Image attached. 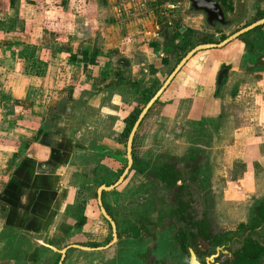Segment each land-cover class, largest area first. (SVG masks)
<instances>
[{
    "label": "crops",
    "instance_id": "0c3cea01",
    "mask_svg": "<svg viewBox=\"0 0 264 264\" xmlns=\"http://www.w3.org/2000/svg\"><path fill=\"white\" fill-rule=\"evenodd\" d=\"M141 25L121 27H131L136 34L144 35L143 38H146L148 45L153 43L152 48L149 46L143 50L145 55L142 60L148 64L149 71L148 74L142 72L143 68L139 66H144L143 64L139 66L136 63L130 64V67L128 65L122 70L128 77L126 82L111 81L113 74L117 72V69H113L115 59L108 62L105 57H100L101 54L96 49L92 52L86 48L89 46L86 44L80 54L74 56L75 52L70 54L68 47L58 43L59 38L56 37L55 43L52 44L61 47L55 52L48 53L45 50V53L42 48L37 51L38 44L42 46V39L39 43L34 42L32 47L34 53L28 55V58H35L37 55V59L34 60L36 64L34 71L37 74L31 77L35 83L29 86L27 85L29 80L25 76L20 77L13 73L16 70L17 59L12 56L8 47L5 46L9 55H6V49H0V164L3 165L0 169L9 168V174L7 173L0 182V234L3 237L0 264H53L54 253L58 250L74 242H83L82 239L86 241L84 222L79 228L74 227L81 219V215L78 214L76 221L77 215L73 209L70 210L69 207L66 210L73 184L78 185L81 180L92 182L93 185L96 184L97 189L100 185L111 184L109 179L121 173L126 163V141L122 140L124 119L132 118L135 107L140 108L139 105H144L147 101L148 89H139L136 93L133 89L141 85L142 81L146 82L148 78L156 76H161L160 80L163 78L165 67L156 68L163 64L160 57L154 58L156 56L154 53L159 51L158 55L161 58L165 60L168 58L162 53V48L158 49V41L163 40L162 34L166 36V33L158 32L159 29L156 30L158 25L146 26L147 23L144 22ZM118 28L112 29L120 32ZM81 29L83 36L89 32L85 26ZM165 29L167 31L170 28ZM220 50L209 49L195 53L158 97L154 104L155 110L173 105L172 102L176 100L199 105L208 94L212 106L218 108L220 101L218 98L223 96L224 91V105L227 111L224 115L231 121L233 141L227 148L237 158L231 166L244 168L251 165L264 171L259 162L264 159V71L239 72L232 66L227 71L226 81L216 89L215 76L222 62L218 58ZM24 56L18 61L24 63L26 59ZM123 58L117 60L121 61L116 68L118 66L121 69L120 66L125 65L124 60L128 58ZM43 62L49 64L46 63L45 68L41 70L38 64ZM150 67L155 68L156 72L151 73ZM61 76L62 82L66 80L65 85L62 87L59 83L58 87ZM178 81H181L180 84ZM108 82L111 83L109 87L100 88ZM97 88H100V92L93 94ZM36 93L38 97L46 94L50 95V98L52 94L63 93L66 103L58 104L56 95L53 99L41 101L34 99L35 103L27 102L28 96ZM80 105L86 108L89 105L97 110L98 117L94 115L96 119L93 125H101V128L94 138H88L89 133L80 121L84 109L82 114L75 113L78 108H84ZM29 108L31 111L36 108L55 109V114L58 115V118L55 117L56 129L45 128L35 133L26 132L25 128L22 130L16 125L19 127L18 135L10 134L14 122L7 121L8 117L30 112ZM76 114L81 116L75 123L77 131L71 136L67 133L68 119L75 118ZM39 118L41 119L42 115ZM114 118L115 122L111 123ZM157 118L159 119L158 116H154V121ZM218 118L221 119L220 115ZM5 119L7 120L4 121ZM24 123L26 122H22ZM216 128L219 129V125H216ZM108 129L111 130L107 132ZM110 192H102L103 198ZM77 253L75 250H68L65 261L70 262Z\"/></svg>",
    "mask_w": 264,
    "mask_h": 264
},
{
    "label": "rangeland",
    "instance_id": "374dc122",
    "mask_svg": "<svg viewBox=\"0 0 264 264\" xmlns=\"http://www.w3.org/2000/svg\"><path fill=\"white\" fill-rule=\"evenodd\" d=\"M175 1L179 2L177 8L166 15H153V17L145 19L144 23H147L146 26L150 24L153 27L157 23L159 26L158 32L160 33L169 27L170 29L167 30L169 35L177 34L175 38L177 45L187 43L191 46L196 45L197 40L193 39L195 32L205 35L203 39H209L214 42L218 39L217 36H214L213 30L205 23L202 14L191 11L185 0ZM229 1V4L234 3V0ZM110 4V0H0V49H6V55H9V49L12 56L17 59L16 70L13 73L20 77L25 76L29 80L27 85L32 86L35 80L31 77L37 74L34 71L36 67L34 60L37 59V55H35V58H28V55L34 53L32 50L34 42L39 43L40 39H42V46L38 44L37 51L42 48L44 51L47 50L48 53L50 51L55 52L61 47L58 44H52L55 43L54 41L57 37V39L59 38L58 43L63 47L67 46L70 54L75 52L74 56L80 54L84 44H86L89 45L86 48L92 52L96 49L101 54L100 57H105L108 62L115 59L114 68L111 67L117 69L119 73L126 69L128 65L130 67V64L136 63L138 66L143 64L144 66L139 67L146 70L144 72L142 69L143 73L147 72L148 74V64L142 60L145 55L143 50L149 46L152 48L153 43L148 45L146 38H143L144 35L136 34L131 27L123 28L121 25H117ZM263 8L264 0H243V4H241V8L238 11L239 14L237 13L235 20L233 19V21L243 19L242 21L240 20L241 24L221 27L219 32L224 36L230 35L238 28L246 26L244 24L251 23L264 15ZM229 17H232V15H229ZM82 26L86 27L87 32L89 29V32L84 36L81 33ZM113 26L116 29L119 27L118 31L120 32L116 31V33L113 31ZM132 26L135 27V25ZM161 41L160 39L158 41L159 50L162 48ZM226 51L228 54H226ZM158 53L159 51L154 53V55L156 54L154 58L160 57ZM178 54L176 53L174 56L167 55L168 58L166 60L160 57V62L163 66L158 65L156 68L165 67L162 73L163 78L160 80L161 76H156V78H148L146 82L142 81L141 85L133 89L134 93L138 92L139 89H148L151 92H155L156 88L161 85L176 65L177 58L182 53L178 52ZM218 54V58L222 61L221 64L227 65L228 69L235 66L239 72L241 70H249V72L264 71V25L240 35L231 41V44L221 47ZM129 55H131V58H129ZM23 56L26 57L25 62H19L18 60H22ZM123 57L129 60H124L126 62L123 67L120 66L121 69L118 66L116 68L115 66L121 61L117 60L119 58L124 59ZM230 60L232 61L229 62ZM253 62L257 64L252 65ZM46 63L47 65L49 64V62ZM46 63L38 64V68L42 70L45 68ZM151 67L150 72H156L155 68ZM235 76L237 77V75ZM126 78L128 79V77ZM226 79L227 76H225V81ZM113 80H116L114 74L111 81ZM65 81L62 82L61 76L58 81V87L59 83L63 87ZM150 81L153 82L151 83ZM180 82L178 81V84ZM110 84L108 82L100 88H107ZM100 88L95 89L96 92L93 94L100 92ZM43 95L38 97L37 93L31 94L28 96L27 102L35 103L34 99L41 101L50 98V95ZM55 95L52 94L50 99H53ZM209 95L206 99L203 97V101L199 105L176 100L172 102L173 105L164 106L158 111L153 106L146 114V117L140 121L134 134L133 164H131L127 175L115 190L117 196L114 198L117 201L120 199V201L117 203L113 199V203L116 204L110 203L109 198L112 197L113 190L104 198L106 205L114 216L117 215L116 209L118 212L124 210V213L130 215L133 212V208L130 205L135 203L134 200L138 195H142L144 199L146 197L147 201L153 203L154 207V211L148 210L149 207H143L142 213H154L156 211V214L165 215L167 212L165 213L163 209L168 204L165 200L168 199L170 193L166 192L165 186L159 181V176L154 173L155 168H161L162 165H167L171 161L176 162L184 156L186 158H183L181 162L189 167L190 177L196 181L195 191L200 194L199 203H202L204 207V219L208 221L213 231L233 230L235 233H239L242 223L247 222L254 205L259 202L264 203V171L251 165L244 168L231 166L237 158L227 148L233 144V141L231 121L224 115L227 112L225 109L226 105H224V91L222 92L223 96L218 98L220 100L218 101V108L212 106ZM64 97L63 93H57L58 104L66 103ZM80 106L84 108H78L75 113L79 112L82 114L84 109V114L83 116L76 114L75 118L68 119L69 128L67 133L71 134V136L76 133L75 123L78 122L77 119L81 116L80 121L89 133L88 138H94L99 128H101V125H93V121L96 119L94 115L98 117L97 110L89 105L87 106L88 108L84 105ZM139 106L141 107H135L132 112V118L127 119L136 117V110H141L144 105L140 104ZM25 107H28V105H25ZM29 109L30 112L19 116H10L8 120H4H12L14 122L12 130L9 131L10 134L18 135L19 127L22 130L25 128L26 132L35 131V133L45 130V128L56 129L57 119L55 117L58 115L55 114V109L46 108L42 110L36 108L34 111H31V108ZM31 112L33 113L30 114ZM253 112L255 113V111ZM215 113L220 115L221 119L218 118V115L215 117ZM124 114L123 112L122 115L124 116ZM39 115H42L41 119ZM154 116H158L159 119L157 118L154 121ZM115 118L111 123L115 122ZM24 121L26 123L22 124ZM106 121H108V118H106ZM16 125H19V127ZM216 125H219V129L216 128ZM88 128L93 129L90 130ZM110 130L108 129L107 132ZM122 140L125 142L126 137L123 136ZM21 144L20 142L19 145ZM259 162L264 168V159ZM0 166L3 167L1 164ZM243 171H246V173L244 174ZM8 172L9 168L0 169V182ZM119 175L120 173H117L115 177L109 179V182L113 183ZM95 191L96 184L93 185L92 182H82L81 180L78 185L73 184L66 210L69 207L70 210L73 209L74 214L77 215L76 221L78 214L81 215V218L83 217L84 234L87 235L85 237L86 240L99 241L105 235L106 227L101 221ZM83 213L85 215H82ZM168 223L173 228L178 226L175 221L173 223L170 220ZM1 235L0 246L2 243L1 238H3ZM82 241L84 242L85 240L82 239Z\"/></svg>",
    "mask_w": 264,
    "mask_h": 264
},
{
    "label": "flooded vegetation",
    "instance_id": "af4514ba",
    "mask_svg": "<svg viewBox=\"0 0 264 264\" xmlns=\"http://www.w3.org/2000/svg\"><path fill=\"white\" fill-rule=\"evenodd\" d=\"M215 1L223 12L224 23L214 21L208 25L205 22L213 30L214 36L218 37L215 43L209 44H217L227 37L224 36L223 39H220L219 29L221 27L240 25V20H243L233 21L236 19L243 0H234L233 4H229L230 1L226 0V5L229 6L226 10L220 1ZM251 23L244 25L247 26ZM230 43L231 41L227 45ZM256 64L253 62L252 65ZM226 66L220 65L215 76V85L221 83L223 85L229 70ZM223 69L226 70L225 75L217 83V76ZM182 159L176 162L171 161L167 165H162L161 168H155L154 173L159 176V181L165 186L166 192L170 193L168 199L165 200L168 204L163 209L165 213L167 212L163 215L164 217L162 214H156V211L142 213L143 207H149L148 210L154 211L153 203L148 202L142 195H138L134 200L135 203L130 205L133 208L130 215L124 213V210L118 212L116 209L117 215L114 216L106 205L103 193H101V205L111 222L109 223L101 215V221L106 227L103 238H100L99 241L74 242L63 247L54 253L53 264H58L62 250L64 252L60 264H249L248 252L251 249L264 253V220H261L257 213L258 210L255 208L257 204L254 205L247 222L242 223L239 233H235L233 230L213 231L208 221L204 219V207L202 203H199L200 194L195 191L196 181L190 177L189 167L183 165ZM117 187L113 189L114 193L109 198L112 204H116L113 203V199L117 196L115 193ZM115 201L119 203L120 199L118 201L115 199ZM170 220L173 223L175 221L178 225L177 228H173L168 223ZM68 250H75L78 253L67 263L65 259ZM256 259L257 262L253 264H264V254Z\"/></svg>",
    "mask_w": 264,
    "mask_h": 264
},
{
    "label": "water",
    "instance_id": "95a60500",
    "mask_svg": "<svg viewBox=\"0 0 264 264\" xmlns=\"http://www.w3.org/2000/svg\"><path fill=\"white\" fill-rule=\"evenodd\" d=\"M187 2L188 8L195 12L200 13L204 16V21L210 25L212 22L217 21L221 24L224 23L223 19V12L219 6V4L215 0H185ZM264 24V17L261 19L256 20L255 22L251 23L250 25H247L234 33L227 36L225 39H223L221 42L217 44H199L194 46L192 49H190L172 68L170 73L166 76V78L163 80L161 85L158 87V89L154 92V94L148 99V101L144 104L142 109L140 110L139 114L137 115L127 137L125 142V160L126 164L121 172V174L118 176L115 182H113L111 185L104 186L100 185L97 187L95 191L96 195V203L99 209V212L102 216H104L108 221V217L105 214V211L101 205L100 197L102 192H107L113 190L115 187H117L125 178L126 174L128 173V170L132 164V157H131V147H132V139L134 137L135 131L137 130V127L146 114V112L149 110V108L152 106V104L158 99V97L161 95V93L164 91V89L169 85L171 80L175 77V75L179 72V70L185 65V63L197 52L203 51V50H209V49H218L225 45H227L230 41L235 40L240 35L258 27ZM226 70L223 69L217 76V83L221 81L223 76L225 75ZM109 223H111L109 221ZM112 225V224H111ZM74 246V245H73ZM78 247V246H74ZM81 248V247H78ZM64 250L61 251V258L58 262L60 264V261L62 259Z\"/></svg>",
    "mask_w": 264,
    "mask_h": 264
},
{
    "label": "trees",
    "instance_id": "16d2710c",
    "mask_svg": "<svg viewBox=\"0 0 264 264\" xmlns=\"http://www.w3.org/2000/svg\"><path fill=\"white\" fill-rule=\"evenodd\" d=\"M220 1L221 5L225 8V10L227 8H229L228 5H226V0H218ZM264 16V15H262ZM261 16V17H262ZM263 26V25H261ZM260 27V26H259ZM165 33H166V36H163V40H162V51H163V54L165 55H168V56H174L176 53L178 54V52L182 53L180 55L179 58H177V62L190 50L192 49L194 46L196 45H199V44H209V43H215L214 41H211L209 39H203L205 35H201L200 33H197L195 32L194 33V40H197L196 42V45H188L187 44H182V45H177V43H175V38H176V35L177 34H172V35H169L166 31V29L164 30ZM208 38V37H207ZM224 38V35H220V39H223ZM190 44V43H189ZM179 55V54H178ZM176 62V63H177ZM115 75V78H116V81H123V82H126V76L124 75V73L121 71L120 73L119 72H116L114 73ZM222 84V83H221ZM220 84V85H221ZM220 85H216V89L220 87ZM158 89V87L156 88V90ZM146 96H147V99H149L153 94L154 92H151L150 90L146 91ZM216 96V94H214V97ZM157 102V100L152 104V106L149 108V110L154 106V104ZM149 110L146 112V114L149 112ZM140 110H136V117L137 115L139 114ZM134 113V115H135ZM146 114L144 115V117L142 118V120L146 117ZM135 118L133 119H124V127L122 128V134L123 136L127 137L134 121H135ZM140 124V123H139ZM139 126V125H138ZM133 140H134V137L132 139V144H133ZM131 155H132V158H133V147H131ZM133 164V163H132ZM105 185H109V183H106ZM257 205L255 206V208H257V213L259 214L260 216V219L261 220H264V203L263 202H259V203H256ZM84 222V219H80L78 222H76L75 226L77 228H79ZM249 248L251 249V247L249 246ZM258 251V250H257ZM256 250H250L248 253H249V256H250V260H249V264H253L255 262H257V259L256 257L260 256L261 254H264V253H259L257 252Z\"/></svg>",
    "mask_w": 264,
    "mask_h": 264
},
{
    "label": "built area",
    "instance_id": "2783aa9c",
    "mask_svg": "<svg viewBox=\"0 0 264 264\" xmlns=\"http://www.w3.org/2000/svg\"><path fill=\"white\" fill-rule=\"evenodd\" d=\"M117 25H141L149 17L163 16L179 6L175 0H110ZM154 19V18H153ZM155 26L157 23L154 24ZM158 27H156V30ZM160 56V55H159ZM161 57V56H160Z\"/></svg>",
    "mask_w": 264,
    "mask_h": 264
}]
</instances>
